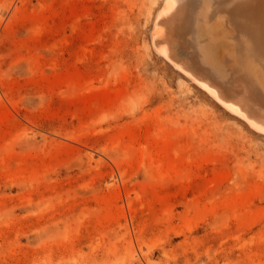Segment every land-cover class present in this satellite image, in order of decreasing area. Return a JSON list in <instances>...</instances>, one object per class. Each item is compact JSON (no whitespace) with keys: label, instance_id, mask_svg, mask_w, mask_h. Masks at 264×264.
<instances>
[{"label":"rangeland","instance_id":"374dc122","mask_svg":"<svg viewBox=\"0 0 264 264\" xmlns=\"http://www.w3.org/2000/svg\"><path fill=\"white\" fill-rule=\"evenodd\" d=\"M164 1L0 0V264H264V135L156 51Z\"/></svg>","mask_w":264,"mask_h":264},{"label":"bare ground","instance_id":"6f19581e","mask_svg":"<svg viewBox=\"0 0 264 264\" xmlns=\"http://www.w3.org/2000/svg\"><path fill=\"white\" fill-rule=\"evenodd\" d=\"M225 26L230 51L214 40ZM152 36L159 55L264 135V0H165Z\"/></svg>","mask_w":264,"mask_h":264}]
</instances>
